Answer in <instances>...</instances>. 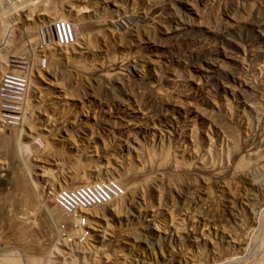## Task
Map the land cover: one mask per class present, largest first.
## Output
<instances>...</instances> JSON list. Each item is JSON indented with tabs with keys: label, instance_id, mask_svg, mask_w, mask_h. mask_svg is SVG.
Listing matches in <instances>:
<instances>
[{
	"label": "rangeland",
	"instance_id": "374dc122",
	"mask_svg": "<svg viewBox=\"0 0 264 264\" xmlns=\"http://www.w3.org/2000/svg\"><path fill=\"white\" fill-rule=\"evenodd\" d=\"M99 180L83 235L54 195ZM7 250L264 264V0H0Z\"/></svg>",
	"mask_w": 264,
	"mask_h": 264
},
{
	"label": "built area",
	"instance_id": "2783aa9c",
	"mask_svg": "<svg viewBox=\"0 0 264 264\" xmlns=\"http://www.w3.org/2000/svg\"><path fill=\"white\" fill-rule=\"evenodd\" d=\"M59 26L60 42L67 43L70 40V31L63 24ZM121 194L122 189L117 184L99 180L60 188L54 195V203L65 217L73 221L74 227L85 235L87 234L85 211L90 207L106 204Z\"/></svg>",
	"mask_w": 264,
	"mask_h": 264
},
{
	"label": "bare ground",
	"instance_id": "6f19581e",
	"mask_svg": "<svg viewBox=\"0 0 264 264\" xmlns=\"http://www.w3.org/2000/svg\"><path fill=\"white\" fill-rule=\"evenodd\" d=\"M15 255H17V254L16 253L14 254L12 252V250H9V251L7 250L5 252H1L0 253V264H18L19 261L17 260V258L19 257V255H17V257H15ZM27 258L33 264H35L36 262H38L37 261L38 260L37 259V256L28 254ZM39 262H41V261H39Z\"/></svg>",
	"mask_w": 264,
	"mask_h": 264
}]
</instances>
